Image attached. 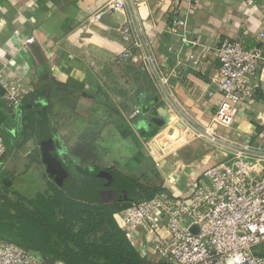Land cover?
Listing matches in <instances>:
<instances>
[{
    "label": "crops",
    "instance_id": "obj_1",
    "mask_svg": "<svg viewBox=\"0 0 264 264\" xmlns=\"http://www.w3.org/2000/svg\"><path fill=\"white\" fill-rule=\"evenodd\" d=\"M196 1L137 0L158 59L171 72L186 112L185 119L167 112L162 120V101L140 54L117 56L129 43L118 32L125 15L108 10L110 0H0V61L10 62L11 75L23 78L29 91L20 108H5L0 101V132L6 146L1 173L13 177L12 185L18 175L11 170L16 158L24 162L20 176L41 169L46 186L41 192L51 184L58 186L43 161V113L62 162L85 134L96 138L100 171L95 174L93 163L84 164L81 172L87 177L79 180L67 169L77 182L109 190V180L100 172L115 170L131 186L125 198L88 204L129 206L144 193L143 187L186 189L204 169L229 155L226 145L208 138L211 134L264 154V66L255 95L238 104L232 123H216L213 118L223 98L213 82L216 59L200 48L196 64L183 63L188 46L168 31L187 13L191 38H200L208 47L224 38L254 42L264 31V0ZM136 110L140 113L133 115ZM102 160L116 164L103 166ZM138 235L142 247L144 239Z\"/></svg>",
    "mask_w": 264,
    "mask_h": 264
},
{
    "label": "built area",
    "instance_id": "obj_2",
    "mask_svg": "<svg viewBox=\"0 0 264 264\" xmlns=\"http://www.w3.org/2000/svg\"><path fill=\"white\" fill-rule=\"evenodd\" d=\"M107 9L125 15L118 32L129 44L117 56L128 59L135 52L140 54L142 67L160 95L161 106L170 116L185 119L171 72L158 59L137 0H110ZM187 16L185 13L176 18L168 31L180 35L182 45L188 46L183 63L196 64V50L200 48L213 54L217 61L213 82L223 97L213 121L231 124L238 104L256 93L264 66V31L254 42L224 38L218 45L208 47L200 38H191ZM11 74L10 62L0 61V101L5 108L20 107L29 93L24 79ZM139 113L136 110L133 115ZM208 138L226 145L228 157L204 169L180 192L161 189L151 198L133 202L116 214L117 222L131 245L145 259L155 257L159 264H264V154L253 151L248 144L219 141L212 134ZM5 151L0 132V173ZM138 233L144 239L142 247L137 242ZM0 264L64 262H44L30 250L0 239Z\"/></svg>",
    "mask_w": 264,
    "mask_h": 264
},
{
    "label": "trees",
    "instance_id": "obj_3",
    "mask_svg": "<svg viewBox=\"0 0 264 264\" xmlns=\"http://www.w3.org/2000/svg\"><path fill=\"white\" fill-rule=\"evenodd\" d=\"M28 97L29 94L20 107ZM95 141L93 135L85 134V138L81 139L73 151L63 156L66 168L75 172L79 180L87 177L81 172L85 170L84 164L93 163L95 174L100 171ZM12 180V176L0 173V213L11 218L14 225L18 212L13 208L16 206L21 211V220H27L26 225L36 227L38 232L36 237L30 233L21 235L23 239L19 241L12 236L19 235L14 234L13 227L11 231L8 228L9 232L0 229V239L30 250L47 263L62 260L64 264H147L144 256L126 238L115 217L128 206L127 203H84L54 184L47 191L30 198L16 195L14 198H19V201L10 196ZM143 191L133 202L151 198L158 192L149 187H143ZM14 194L17 193L14 191ZM5 223L0 220V228L6 226Z\"/></svg>",
    "mask_w": 264,
    "mask_h": 264
},
{
    "label": "water",
    "instance_id": "obj_4",
    "mask_svg": "<svg viewBox=\"0 0 264 264\" xmlns=\"http://www.w3.org/2000/svg\"><path fill=\"white\" fill-rule=\"evenodd\" d=\"M167 114V109L160 107L159 117L163 120ZM168 115V114H167ZM42 139L41 148L43 161L46 164L47 171L54 182L60 186L67 194L73 198L87 203H105L111 200L125 198V192L130 193L131 186L122 176L115 170L101 171L100 176L109 180L107 185L109 190L93 189L81 185L77 182L71 173L63 164L56 144L53 142L52 132L45 113L42 114ZM163 122V121H162Z\"/></svg>",
    "mask_w": 264,
    "mask_h": 264
},
{
    "label": "rangeland",
    "instance_id": "obj_5",
    "mask_svg": "<svg viewBox=\"0 0 264 264\" xmlns=\"http://www.w3.org/2000/svg\"><path fill=\"white\" fill-rule=\"evenodd\" d=\"M105 136H107V134ZM108 136H110V135H108ZM108 140H109V138L107 139V141ZM126 146H128V145H126ZM100 148H105V146L102 145ZM101 151H102V153H105L103 149ZM116 153H118V151H116ZM23 163L24 162H22L21 160H18L16 158L13 159L11 162L12 168L11 167L10 168H11L12 172L18 174L17 176H14L15 177L14 184L12 185L13 190L10 193L11 194L10 196L12 199L19 200V198H14V197H16V195L17 196L21 195L23 197L30 198V197L35 196L37 193H40L41 190H44L46 188V186L44 184L45 178H43L42 171L40 168H37V169L32 168V170H30L28 174L20 176V174L23 171V169H22ZM109 164L114 165L116 163L114 161L102 160L103 166H106ZM14 191L17 194H14ZM22 200H24V199H21V201ZM15 203H17V202H15ZM23 203L26 205L25 201ZM14 207L15 208H13V209L18 212L16 214L17 217L14 218L16 223L14 225H12L11 218H9V217L7 218L6 214L0 213V220L7 223V224L5 223L6 226H4L0 229L8 230V232H9V229H10V231L13 229L14 234L18 233L19 235H16V236L12 235V236L15 239H18L19 241L23 239L21 235H24V234L28 235V233H30V235L32 237H36V233L38 232V229H36V227L33 228L34 226H29V225L28 226L30 227V229H28L29 227L26 225V223H28V222H26L27 220L26 221H24L23 219L21 220V218H20L21 211H19V209L16 208V206H14ZM22 211L24 212V210H22ZM26 229H28V232ZM155 259H156L155 257H151V256L146 257L147 264H159Z\"/></svg>",
    "mask_w": 264,
    "mask_h": 264
}]
</instances>
